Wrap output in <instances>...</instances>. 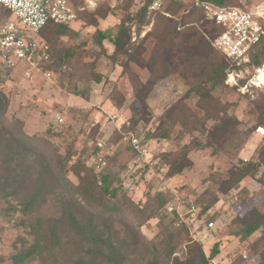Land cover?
Instances as JSON below:
<instances>
[{
	"label": "rangeland",
	"instance_id": "1",
	"mask_svg": "<svg viewBox=\"0 0 264 264\" xmlns=\"http://www.w3.org/2000/svg\"><path fill=\"white\" fill-rule=\"evenodd\" d=\"M70 1L77 19L66 27L64 35L57 34L56 26L44 31L39 37L44 55L34 66H0V94L8 100L7 111L0 117V141L9 146L7 151H0V264H15V258H21L19 264H108L89 254L91 246L66 226L61 227L53 248L47 246L25 257L36 242L42 246L47 241L49 225L60 220L67 202L75 205L81 226L92 219L101 238L121 246L123 264H169L150 244L168 241L165 247L160 246L168 250L177 242L174 232L183 229L207 257L213 246H218L219 253L210 264H264L262 230L244 240L239 235L242 217L253 209L264 211V187L258 182L264 179V167L254 177L247 176L232 189L222 191V182L229 180L233 166L258 161L264 136L256 132V106L264 96L257 92L241 95L226 85L215 89L212 94L221 109L238 122L236 133L216 154L213 149L196 146L197 142L205 143L202 124L209 129L215 123L211 119H199L193 130L175 122L169 138L158 140L154 136L161 133V118L188 87L181 75L165 66L156 64L149 70L142 65H151V40L157 31L172 32L179 27L178 36L188 33L191 24L182 19L185 9L167 6L142 22L138 15L142 7L132 0ZM121 25L130 32L125 54L114 53L108 41H103L102 48L97 46L98 32L115 35ZM146 34L145 51L138 63L136 49ZM96 75L101 77L100 83L93 81ZM139 83L146 87V107L135 97L134 86ZM197 102L192 95L182 103L203 117ZM135 136L148 146L143 159L130 146ZM98 142L104 143L101 151L97 150ZM51 146L57 149L65 176L73 186L79 183L72 173L77 172L87 183L94 177L112 176L110 191L118 189L117 196H126L141 206L155 194H164L166 203L158 209L159 217L135 232L126 225L131 221L123 207L113 211L111 218L98 217L81 199L72 200L71 189L56 182L47 187L42 201L25 211L29 197L48 174L45 164L49 158L56 159ZM185 152L192 166L168 176L172 159L163 154L179 156ZM97 153L106 161L101 172L93 162ZM214 198L216 203L210 205ZM98 199L104 203L100 195ZM109 204L116 205V199ZM210 222L213 228L208 227ZM185 251L183 243L174 256L184 259Z\"/></svg>",
	"mask_w": 264,
	"mask_h": 264
},
{
	"label": "trees",
	"instance_id": "2",
	"mask_svg": "<svg viewBox=\"0 0 264 264\" xmlns=\"http://www.w3.org/2000/svg\"><path fill=\"white\" fill-rule=\"evenodd\" d=\"M125 1V0H123ZM127 1V0H126ZM234 3V0H220L219 3ZM175 6L185 9L186 16L182 18L187 21V25L191 24L190 30L187 34L183 36H178L180 33L179 27H176L172 32L167 31H157L151 42L152 48L150 52L151 65L143 64L147 66L149 70L156 64L167 67L171 72L174 71L181 75L187 86V90L184 96L179 99L171 108L167 111L165 116L160 120L159 132L154 138L158 140H167L169 138V132L173 128L175 122H183V125L191 126V129H196L199 123V119L202 120H213L215 123L209 129H205V124H202V132L205 135V143H196V146L200 149L208 148L213 149V154L218 153L225 143L236 133V126L238 124L235 118L229 117L227 113L220 107L219 101L213 96L215 89L219 86H224V81L226 78V72L229 69V65L226 59L214 50L210 44V41L218 32V29L212 22L205 21L201 13L192 7L190 4L182 5L172 0H167L164 3V7ZM142 20L145 22L147 14V7L143 6L138 14ZM56 26L57 34L64 35L66 30L65 25H57L52 22H48L45 27L40 31L39 37L44 33L46 29ZM181 28V27H180ZM129 30L124 25H121L115 35H110L104 32H98L96 36L97 46L103 47V41L110 42L114 48L115 52L126 53L127 46L130 43ZM149 34H146L137 47V58L136 62H140V56L145 48H143V42ZM141 51V52H140ZM134 59V58H133ZM167 70V71H169ZM95 83L101 82V77L96 75L93 78ZM141 83L134 86L135 97L139 99L141 104L146 107L144 101V95L147 91ZM258 93L264 96L263 91ZM197 98V107L203 112V117H199L196 112L187 109L183 106V101L191 98V96ZM8 100L3 95L0 94V117L4 115L7 111ZM258 110V122L257 128L264 125V101L256 106ZM168 119L169 123L165 119ZM256 128V129H257ZM163 130V131H162ZM22 136V135H21ZM12 139V137H11ZM42 141V139H41ZM215 147V148H214ZM56 152L54 146H51ZM9 149L4 143L0 141V151L4 152ZM166 158L171 161L168 176H174L182 173L185 168L192 166V161L187 158L186 152L181 155L175 153L163 154ZM258 161L256 163L246 162L241 164L240 168L233 166L229 170V180L227 182H222V191L226 192L234 187L237 183L241 182L243 178L250 176L254 177L258 172L260 167H264V147H262L258 152ZM56 159H50L45 164L48 171L47 176L42 177L43 184L38 188L30 197L25 207V211L30 210L34 205L42 201L44 195L47 192V187L51 183L56 182L60 184L64 189L72 192L71 198L75 202L76 199H81L84 204L92 208L93 213L98 217L103 215H109L111 218V213L118 212L121 207L125 209L126 216L131 221L130 224H126L128 228L139 232L142 227H145L148 222L152 219H157L158 209H161L166 203V198L164 194L157 193L154 198L148 203L141 206L140 204H135L127 198L126 196H117L118 189H113L110 191L112 186V176L105 175L101 177H94L92 183H87L85 178H81L80 174L77 172H72L73 175L78 179L79 183L75 186L71 185L66 176L64 166L61 163V157L57 153L55 155ZM46 162V161H45ZM48 165V168H47ZM264 178V173L262 174ZM258 182L264 187V179L258 180ZM85 183V184H84ZM99 195L104 199V203L99 202ZM116 199V205H110L111 200ZM217 198H214L210 205H214ZM65 209L59 221L55 222L50 226L49 237L42 246L40 243L36 242L26 253L25 257H32L34 254L42 251L44 247L53 248L56 245V239L60 232L62 226H66L70 231L75 232L80 238L87 242L91 246L89 254H93V257L100 258L106 261L108 264H123V256L121 251V246L116 247L108 239H103L98 235L95 227L92 224V219H89L85 227L81 226L77 219L76 207L73 203L67 202L65 204ZM242 229L239 232L241 239H247L251 237L259 229L262 230V238L260 241L264 242V211L261 213L257 210H251L246 216L241 219ZM183 230H177L175 239H177L176 244L169 247L168 250H161V247H165L168 241L161 244H150L154 251L158 254L164 255L169 264H210V260L216 257L219 253L218 246L215 244L207 257L200 244L191 240L186 232ZM168 236H171L168 234ZM174 239V242H175ZM185 244V254L184 259H179L174 256L175 251L179 245ZM165 244V245H164ZM24 259V258H22ZM21 258L18 261L15 258V264H19ZM76 264H88L83 261H78ZM152 264V263H150ZM155 264V263H153Z\"/></svg>",
	"mask_w": 264,
	"mask_h": 264
},
{
	"label": "built area",
	"instance_id": "3",
	"mask_svg": "<svg viewBox=\"0 0 264 264\" xmlns=\"http://www.w3.org/2000/svg\"><path fill=\"white\" fill-rule=\"evenodd\" d=\"M120 1L123 0H114ZM147 7V14L161 11L167 0H132ZM190 4L205 21L218 29L210 44L227 61L224 84L239 94L264 92V0H172ZM77 15L70 0H0V66L14 69L19 65L34 66L40 59L39 33L48 22L71 25ZM62 122L61 119L58 120ZM256 132L264 136V129ZM130 146L140 157L148 155V146L141 137H132ZM104 143L96 144L101 151ZM101 172L106 161L100 153L93 160ZM209 228L214 223L208 224Z\"/></svg>",
	"mask_w": 264,
	"mask_h": 264
}]
</instances>
